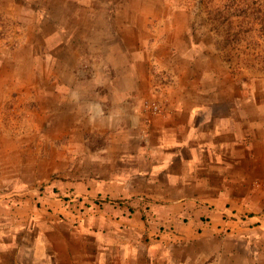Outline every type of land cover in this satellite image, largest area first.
<instances>
[{"label": "rangeland", "instance_id": "374dc122", "mask_svg": "<svg viewBox=\"0 0 264 264\" xmlns=\"http://www.w3.org/2000/svg\"><path fill=\"white\" fill-rule=\"evenodd\" d=\"M189 85L264 113V0H0V203L107 202ZM217 215L201 264H264V197Z\"/></svg>", "mask_w": 264, "mask_h": 264}, {"label": "crops", "instance_id": "0c3cea01", "mask_svg": "<svg viewBox=\"0 0 264 264\" xmlns=\"http://www.w3.org/2000/svg\"><path fill=\"white\" fill-rule=\"evenodd\" d=\"M179 90L182 98L150 122L155 142L139 149L132 170L86 186L107 202L74 212L50 200L48 211L45 197L0 203V264L204 262L207 234L194 239V228L224 206L264 197V113L242 95Z\"/></svg>", "mask_w": 264, "mask_h": 264}, {"label": "built area", "instance_id": "2783aa9c", "mask_svg": "<svg viewBox=\"0 0 264 264\" xmlns=\"http://www.w3.org/2000/svg\"><path fill=\"white\" fill-rule=\"evenodd\" d=\"M154 108L156 109L157 107L155 106Z\"/></svg>", "mask_w": 264, "mask_h": 264}]
</instances>
